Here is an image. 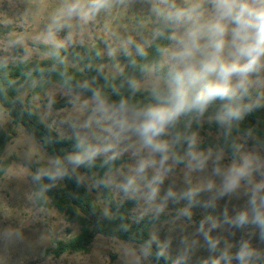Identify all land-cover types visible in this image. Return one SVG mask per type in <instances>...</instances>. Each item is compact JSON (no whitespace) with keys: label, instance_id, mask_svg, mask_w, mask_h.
<instances>
[{"label":"rangeland","instance_id":"374dc122","mask_svg":"<svg viewBox=\"0 0 264 264\" xmlns=\"http://www.w3.org/2000/svg\"><path fill=\"white\" fill-rule=\"evenodd\" d=\"M73 2L75 0H0V27L6 31L0 38V63L13 65L46 58L47 55L37 48L39 44L63 49H91L99 43L103 57L112 59L100 67L110 74H119L123 68L119 56L138 54L137 48L143 50L154 38L157 16L152 11L153 6L165 7L160 0H109L108 6L85 22L78 16L66 15V6ZM173 3L177 7L186 6V0H168V5ZM172 47L173 41L168 49ZM162 65L169 69L166 53ZM165 81L151 70L138 84L140 89L150 90L156 83L163 86ZM253 88L264 89V70L259 73L258 85ZM30 92L27 90L23 97ZM62 100L68 101L67 106L52 107L53 102ZM30 107L46 126L62 137L92 144L104 143L107 134L94 122L89 124L90 117L94 121L97 116L93 99L52 84L31 97ZM8 128H13L16 136L5 149L3 157L10 166L0 179V264H151L148 252L140 245L100 235L95 237L87 253L63 254L58 258L46 255V250L53 247L56 240L67 241L79 230L75 224H68L56 209L37 207L33 177L47 169L50 157L22 127L12 124L0 106V130ZM193 135L196 151L208 157L207 165L202 171H189L185 165L173 166V171L158 185V195L151 202L147 200V184L153 170L149 169L141 178L134 171L138 159L132 154L135 149L129 142L119 144L117 157L123 162L113 172L105 174V183L114 200L134 199L133 219L151 213L164 217L151 229V237L172 264H211L213 259L218 264H239L234 257L245 242L253 253L246 264H264L261 229L252 223L236 226L232 222L242 211H246L251 220L250 193L255 185L264 181V147L249 146L247 142L253 139L239 136V159L233 160L221 151L197 148L207 136L218 138V134L205 131V134ZM111 154H102L95 160L108 158ZM243 159H248L251 164L250 176L235 192L220 195L222 178L214 174L216 165L213 161L219 160V167L224 170L233 161L239 163ZM128 177L135 178V190L125 194L121 185ZM79 178L107 211V202L97 183L82 173ZM209 182L214 185L211 191L206 190ZM60 184L61 180H57V185ZM189 188L200 189L191 203L182 198ZM169 190L174 197L166 198ZM258 208L264 212V205L259 202ZM185 210L190 215L185 214ZM209 217L211 219H207ZM202 222L203 231L200 230ZM213 223L217 225L214 228L211 227ZM204 232L217 242L215 251L209 250ZM221 253L233 258L229 262L221 258Z\"/></svg>","mask_w":264,"mask_h":264},{"label":"clouds","instance_id":"9594fccd","mask_svg":"<svg viewBox=\"0 0 264 264\" xmlns=\"http://www.w3.org/2000/svg\"><path fill=\"white\" fill-rule=\"evenodd\" d=\"M160 4L165 7L154 5L152 11L173 28L168 37L173 41V47L162 50L168 57V77L163 86L156 83L150 89L152 102L136 104L121 98L118 103H110L99 91H94V113L97 116L94 121L90 117L89 124L94 122L107 134L104 143L78 141L75 145L77 152L69 153L63 159L53 158L51 167L40 170L33 177L35 180L44 176L50 181L70 178L67 166H71L72 173H75L82 165L92 164L98 156L112 153L105 160L107 163L119 155L116 150L119 144L129 142L135 149L133 156L138 157L134 171L143 178L149 169L153 170L152 179L147 184V200L151 202L158 195V185L173 171V166L184 164L189 171H202L207 165L208 157L196 151L195 136H182L173 131L181 117L189 114L203 116L209 106L219 100L222 103L215 120L223 127L242 120L247 112L260 106L245 105L243 101L249 96L250 89L258 85L259 73L264 70V0H186L184 7L160 0ZM108 5L109 0H87L86 3L75 0L66 6L65 13L86 22ZM137 51L144 55L141 48L138 47ZM129 84L133 94L140 90L135 80ZM182 142L187 144L184 155L176 150ZM213 163L216 165L214 174L222 178L220 195L235 192L252 171L248 159L239 163L233 161L224 170L219 167V160ZM135 184V178L128 177L121 190L128 194L135 190ZM213 187L209 182L206 190L211 191ZM199 191L189 188L182 198L191 203ZM174 196L171 190L166 194V198ZM258 202L264 205V181L255 185L250 193L251 220L248 213L242 211L232 222L236 226L252 223L261 229L264 238V212L259 210ZM185 214L190 215L186 210ZM216 226L215 223L211 225ZM200 230H204V222ZM204 236L209 250L215 251L217 242L208 232H204ZM252 254L245 242L234 258L239 264H246ZM221 258L230 262L233 257L221 253ZM211 264H218V261L213 259Z\"/></svg>","mask_w":264,"mask_h":264},{"label":"trees","instance_id":"16d2710c","mask_svg":"<svg viewBox=\"0 0 264 264\" xmlns=\"http://www.w3.org/2000/svg\"><path fill=\"white\" fill-rule=\"evenodd\" d=\"M155 21L156 34L150 44L143 49L144 55L138 53L119 56L123 64L119 74H110L100 67L101 64L112 59L103 57L99 43L91 49L86 47L63 49L39 44L37 48L47 55L46 58L21 61L13 65L0 63L1 108L9 115L14 126L22 127L34 138L50 160L55 157L63 159L67 154L77 152L75 145L78 141L88 142L62 137L46 126L30 107L31 97L56 84L89 99H93L94 91H99L110 103H118L121 98L136 104L152 102L150 90L140 89L133 94L129 82L135 80L139 83L151 70L155 76L164 80L168 77L169 69L162 65L165 54L162 50L168 49L171 45L172 41L168 37L172 35L173 28L162 18L156 17ZM158 32L162 35H158ZM5 33V29L0 27V38ZM27 90L31 92L24 98L23 95ZM221 103L219 100L215 101L203 116L189 114L181 117L173 131L182 136L205 134V131L218 134V138L207 136L203 142L197 144V148L218 150L233 160L239 159V136L253 139L247 142L249 146L264 147V89H250V94L243 103L260 106L254 107L242 120L234 121L230 126L222 127L215 120ZM67 104V100H62L53 102L52 107L63 108ZM15 136L13 128L0 130V179L10 166V162L3 157L5 149ZM186 149L187 144L182 142L176 150L180 155H184ZM105 160L107 158L94 160L92 164L76 169L75 173H72L71 166H67L71 177L61 179L60 185H57V180L50 181L46 176L35 180L34 200L37 207L56 209L68 224H75L79 230L78 234L67 241L56 240L54 246L46 250V255L58 258L63 254L87 253L95 237L100 235L140 245L148 252L151 264H172L151 237V229L164 217L158 213H151L133 219L131 211L136 201L114 200L105 183V174L119 168L123 160L118 157L107 163ZM50 167L51 165H48L46 170ZM80 173L92 178L101 188L102 198L108 205L107 211L96 201L80 178L79 182L77 181ZM161 252L163 255H160Z\"/></svg>","mask_w":264,"mask_h":264}]
</instances>
